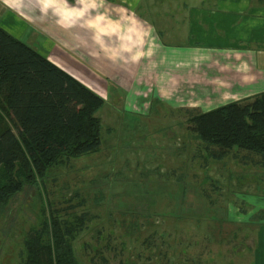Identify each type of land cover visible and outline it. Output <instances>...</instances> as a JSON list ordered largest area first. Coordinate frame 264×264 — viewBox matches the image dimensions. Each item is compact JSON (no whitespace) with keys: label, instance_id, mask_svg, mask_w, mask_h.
<instances>
[{"label":"rangeland","instance_id":"obj_1","mask_svg":"<svg viewBox=\"0 0 264 264\" xmlns=\"http://www.w3.org/2000/svg\"><path fill=\"white\" fill-rule=\"evenodd\" d=\"M30 44L40 48L38 40ZM151 107L137 115L104 105L97 112L99 151L52 168L44 188L26 185L0 206V264H22L25 236L48 214L46 202L70 221L86 213L85 228L72 241L82 264L254 263L253 249L242 245L244 233L254 228L256 236L264 228V168L251 162L232 168L233 157L222 168L188 135L186 122L172 127L164 119L171 106ZM106 108L117 120L110 122ZM231 170L238 186L229 184ZM240 205L256 210L245 219Z\"/></svg>","mask_w":264,"mask_h":264},{"label":"crops","instance_id":"obj_2","mask_svg":"<svg viewBox=\"0 0 264 264\" xmlns=\"http://www.w3.org/2000/svg\"><path fill=\"white\" fill-rule=\"evenodd\" d=\"M0 26L30 46L38 40L40 54L104 105L137 115L155 102L171 106L166 124L186 122L188 135L194 114L264 91V0H0ZM105 114L117 120L112 109ZM255 210L237 208L245 219ZM258 229L244 233L252 264H264Z\"/></svg>","mask_w":264,"mask_h":264},{"label":"trees","instance_id":"obj_3","mask_svg":"<svg viewBox=\"0 0 264 264\" xmlns=\"http://www.w3.org/2000/svg\"><path fill=\"white\" fill-rule=\"evenodd\" d=\"M104 103L0 26V206L26 185L43 187L52 168L99 151L97 112ZM188 123L189 135L213 159L233 157L239 164L264 168V91L194 114ZM46 204L48 214L25 236L22 264H82L72 241L85 228L86 213L70 221Z\"/></svg>","mask_w":264,"mask_h":264}]
</instances>
